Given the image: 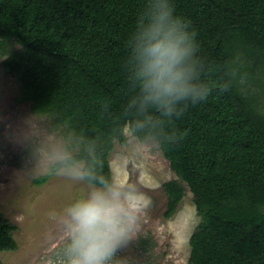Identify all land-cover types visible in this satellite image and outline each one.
Segmentation results:
<instances>
[{
    "label": "trees",
    "instance_id": "1",
    "mask_svg": "<svg viewBox=\"0 0 264 264\" xmlns=\"http://www.w3.org/2000/svg\"><path fill=\"white\" fill-rule=\"evenodd\" d=\"M172 2L197 33L213 92L174 120L186 134L162 149L177 174L165 183V216L187 184L201 216L190 264H264V0ZM145 3L0 0V55L32 112L100 136L103 105L115 112L125 102L127 44ZM237 67L253 90H240ZM18 229L0 212V264L3 251L18 249Z\"/></svg>",
    "mask_w": 264,
    "mask_h": 264
},
{
    "label": "clouds",
    "instance_id": "2",
    "mask_svg": "<svg viewBox=\"0 0 264 264\" xmlns=\"http://www.w3.org/2000/svg\"><path fill=\"white\" fill-rule=\"evenodd\" d=\"M190 24L172 0H146L127 44L125 102L115 112L103 105L107 128L100 136L71 127L53 130L35 117L28 121L21 140L29 148L32 178H62L86 189L49 212L57 231L39 264H133L128 250L153 205L154 189L144 180L148 160L183 138L174 120L213 92ZM232 77L241 91L253 87L239 67ZM176 219L190 230L199 223L187 208Z\"/></svg>",
    "mask_w": 264,
    "mask_h": 264
},
{
    "label": "rangeland",
    "instance_id": "3",
    "mask_svg": "<svg viewBox=\"0 0 264 264\" xmlns=\"http://www.w3.org/2000/svg\"><path fill=\"white\" fill-rule=\"evenodd\" d=\"M3 59L0 55V212L18 225L15 237L19 246L16 250L3 251L1 259L2 264H39L49 237L57 231L56 224L49 219V212L83 195L86 189L56 177L39 184L28 173L29 148L21 140L28 121L32 117L43 119V125L53 130L68 127L32 112L31 104L22 100L20 84ZM262 108L264 111V99ZM175 178L177 174L162 150L150 156L144 180L154 189L149 193L153 205L150 219L128 250L133 264H190V237L201 216L187 184L186 194L175 215L165 216L168 203L165 183ZM182 208L197 215L199 223L194 230L185 228L176 219Z\"/></svg>",
    "mask_w": 264,
    "mask_h": 264
}]
</instances>
